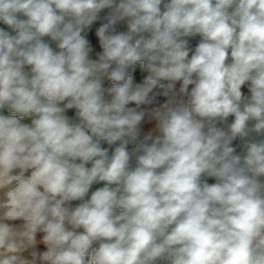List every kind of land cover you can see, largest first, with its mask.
Instances as JSON below:
<instances>
[{
    "label": "clouds",
    "instance_id": "obj_1",
    "mask_svg": "<svg viewBox=\"0 0 264 264\" xmlns=\"http://www.w3.org/2000/svg\"><path fill=\"white\" fill-rule=\"evenodd\" d=\"M0 264H264V0H0Z\"/></svg>",
    "mask_w": 264,
    "mask_h": 264
}]
</instances>
